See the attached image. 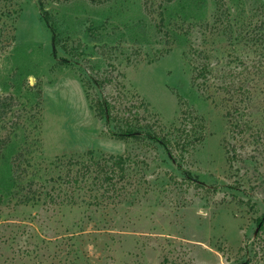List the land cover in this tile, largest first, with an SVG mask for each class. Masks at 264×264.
I'll return each mask as SVG.
<instances>
[{
    "label": "rangeland",
    "instance_id": "obj_1",
    "mask_svg": "<svg viewBox=\"0 0 264 264\" xmlns=\"http://www.w3.org/2000/svg\"><path fill=\"white\" fill-rule=\"evenodd\" d=\"M87 150L129 156L118 196L55 165ZM0 264H264V0H0Z\"/></svg>",
    "mask_w": 264,
    "mask_h": 264
},
{
    "label": "trees",
    "instance_id": "obj_2",
    "mask_svg": "<svg viewBox=\"0 0 264 264\" xmlns=\"http://www.w3.org/2000/svg\"><path fill=\"white\" fill-rule=\"evenodd\" d=\"M39 9H42L44 20L48 21L46 12L47 10L43 7L41 8V5L39 6ZM157 14L159 20L158 25H160V23L162 25V23L164 22L163 9H159ZM197 75L203 76L204 68L199 70L196 76ZM92 81L96 82L95 80ZM83 83L88 88L92 87L93 85V83L91 84L90 79L83 80ZM89 106L95 112V115L98 118L104 119L106 121L111 120L113 122V129L111 130V132L114 137L118 139H124L127 137H133L136 140L145 139L149 143L162 147V149L168 154L169 157H176L172 154L173 151L171 147L172 140L169 135L170 132H163L162 130L164 128L161 127V125H159V131L158 129H155L152 124H139V121L132 122L130 118H126L125 120H123V118H118V116L116 115L110 116L111 111H113L114 105H112L106 99L101 98L100 96H97L96 98H89ZM183 117L186 118L188 116L187 114H185ZM185 118H183L182 120H184ZM189 123L191 122H188V124ZM189 126L190 128L184 127L183 129H181L182 132L180 133V137H182V142L179 144V153L181 151H190V149H193L197 142H200L203 139V131L205 126L201 119H199L197 123L192 122L191 125L189 124ZM175 135L176 137H178L177 133ZM191 135H193V137H196V139L189 140V137ZM128 159L129 156L124 154H110L102 155L101 157H95L92 150H87L86 157H75L72 155L67 158H62L61 156L56 157L55 161H57V163H55V165H62L64 167V176H66L67 182L73 185L74 188L82 187L86 180L89 177L93 176L97 177L100 180L101 185H104L106 183L110 184L112 186V192L116 196H118V193L116 192L117 188L114 186L119 180H122L124 178L126 168L125 163ZM105 187L106 190L104 191H107L108 188L107 186ZM30 189L32 188L29 187V190L25 191L23 198H21L22 201L37 199L39 197L37 195L40 193L39 190L34 189V191H31ZM47 196H49L50 201H52L53 203L62 202V199L56 200L58 197L57 195L54 196L52 194H49ZM73 199L74 198H72V195L67 196V201L74 202ZM99 199L95 198L92 203H100L102 200Z\"/></svg>",
    "mask_w": 264,
    "mask_h": 264
}]
</instances>
